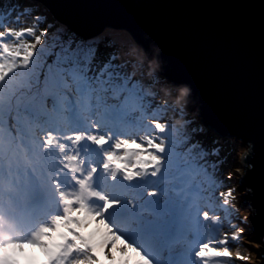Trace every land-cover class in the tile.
Segmentation results:
<instances>
[{
	"label": "snow or ice",
	"instance_id": "6c2138e0",
	"mask_svg": "<svg viewBox=\"0 0 264 264\" xmlns=\"http://www.w3.org/2000/svg\"><path fill=\"white\" fill-rule=\"evenodd\" d=\"M48 35L31 6L0 11V264L233 259L247 217L210 236L223 228L214 202L240 211L228 207L233 187L216 195L219 149L206 150L193 127L178 150L160 113L183 106L156 103L159 92H146L115 52L101 60L94 41L65 33L48 47Z\"/></svg>",
	"mask_w": 264,
	"mask_h": 264
},
{
	"label": "water",
	"instance_id": "95a60500",
	"mask_svg": "<svg viewBox=\"0 0 264 264\" xmlns=\"http://www.w3.org/2000/svg\"><path fill=\"white\" fill-rule=\"evenodd\" d=\"M39 1L85 39L129 31L206 124L249 145L242 182L264 237V0Z\"/></svg>",
	"mask_w": 264,
	"mask_h": 264
},
{
	"label": "rangeland",
	"instance_id": "374dc122",
	"mask_svg": "<svg viewBox=\"0 0 264 264\" xmlns=\"http://www.w3.org/2000/svg\"><path fill=\"white\" fill-rule=\"evenodd\" d=\"M28 2L36 5L35 9L31 7V12L32 10H35L36 13L41 12L42 8L37 5L39 2ZM28 2L21 3L25 4ZM50 22L52 21L50 20ZM98 37L107 44L104 50L100 51L102 53V55L99 54L101 60L106 59L109 53L115 52L118 56L116 63L127 61V72L132 76L134 81H140L146 92H160L156 103H163L167 99L168 103L173 105L177 110L183 106L184 111L182 113L172 111L171 109L166 113H162L167 114L163 122L167 121L169 125L168 132L171 134L173 140L177 142L179 146L178 150H182L184 138L192 132L193 127H198L199 131L195 139L200 141L206 150L211 151L213 148L219 149V156L211 157L213 160L220 159L222 161L216 176L218 181H223V185L218 188L216 195H219V191H226L227 187H233L237 199L232 200L228 207L230 209L238 207L240 211L239 213L232 212L231 214H227L220 207L223 203L222 198L219 204L214 202V211L221 216L223 228H214L210 236L215 239L220 238L223 232L231 233L235 229L229 227V223L240 224V220L247 217V226L245 227L244 233L245 238L240 241L243 246L236 247L235 242H233L231 246L233 259L221 260L220 264H245V262L235 259L237 252L245 256H251L247 264H263L264 260H261L260 257L264 256V237L255 229L252 220L253 212L249 210L251 205L246 200L247 191L243 188V182H239L242 175L246 172L244 157L249 152V145H243L242 140L236 137H224L217 133H210V129L206 128L207 126L204 123H201L199 117L194 119L193 114L189 111V103L185 96L178 89L174 88L169 81L165 80L163 75H159L156 72L157 69L147 57L143 47L135 41L129 31L124 28L107 27L100 35L93 38L98 39ZM154 79L159 82H154ZM229 173L232 174L231 181L227 179ZM35 252L42 254L39 249L35 250Z\"/></svg>",
	"mask_w": 264,
	"mask_h": 264
},
{
	"label": "trees",
	"instance_id": "16d2710c",
	"mask_svg": "<svg viewBox=\"0 0 264 264\" xmlns=\"http://www.w3.org/2000/svg\"><path fill=\"white\" fill-rule=\"evenodd\" d=\"M26 1L28 2V1H33V0H0V11L7 12L8 8H10L12 5H15V4H19L21 7L25 6V5H28V6L31 5L32 9L36 8L35 7L36 5H33L30 2L25 3V4L21 3V2L24 3ZM36 1L39 2V4H37V5H39L40 8H42V10L40 13H36L35 10H32V12L35 15H38L41 17V22H42L44 27H47V28L49 27L48 28L49 29V35H48V37L45 38L48 47L51 46V42L55 39V37L58 33H65L68 36H74L77 40L94 41L99 46V54L102 55V53H100V51H103L104 48L107 46V44L105 42L101 41V38L98 37V39H95V38L85 39V38L75 34L73 31H71V29H68V27L66 25L62 24L61 22H59L58 20H56L52 16V13L49 11V7L45 3H43L42 1H39V0H36ZM50 20L52 22H50ZM32 23H33V19L30 16L28 21L26 23L22 24L21 26H23V27L32 26ZM39 47L40 46H38V48ZM156 72H158V71H156ZM159 75H161V74L159 73ZM165 80L169 81L170 79L165 78ZM171 85L180 91V89L178 88V86L175 83L172 82ZM183 95L185 96V98H187V96L185 94H183ZM158 104H163V103H158ZM189 111L193 114L194 119L199 117L201 120V117L198 115V113L196 111H194L193 109H189ZM160 115L163 117L161 120V122H163V119L166 118L167 114L160 113ZM201 123H203L202 120H201ZM206 128H209V127H206ZM209 129H210V133H216V131H214V129H212V128H209Z\"/></svg>",
	"mask_w": 264,
	"mask_h": 264
},
{
	"label": "bare ground",
	"instance_id": "6f19581e",
	"mask_svg": "<svg viewBox=\"0 0 264 264\" xmlns=\"http://www.w3.org/2000/svg\"><path fill=\"white\" fill-rule=\"evenodd\" d=\"M90 39H92V38H90ZM171 83L173 82L171 79L169 80ZM174 83V82H173ZM178 88H179V86H178ZM180 89V92L182 93V94H184L183 93V91L181 90V88H179Z\"/></svg>",
	"mask_w": 264,
	"mask_h": 264
}]
</instances>
